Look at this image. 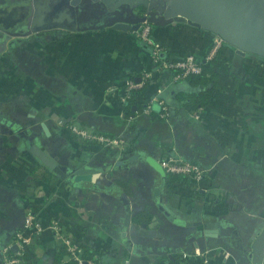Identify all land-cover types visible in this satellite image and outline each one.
Wrapping results in <instances>:
<instances>
[{"label": "crops", "instance_id": "crops-1", "mask_svg": "<svg viewBox=\"0 0 264 264\" xmlns=\"http://www.w3.org/2000/svg\"><path fill=\"white\" fill-rule=\"evenodd\" d=\"M2 4L0 35L10 37L0 53V111L23 124L26 136L37 128L36 144L57 164L93 172L68 183L1 127L0 264L28 210L43 224L59 221L99 264H243L241 249L264 218V57L216 44L217 35L188 22L151 24L162 56L193 55L210 68L212 96L203 106L186 104L202 86L174 80L133 31L63 29L56 37L43 30L10 45L28 26L26 11ZM145 73V84L125 98L126 82ZM161 104L167 119L158 117ZM189 109H199V118ZM61 123L119 136L124 144L87 143ZM172 150L209 170L207 190L206 183L193 190L188 177L168 174L162 186L145 157L160 163ZM60 248L44 230L20 264H51Z\"/></svg>", "mask_w": 264, "mask_h": 264}, {"label": "water", "instance_id": "water-1", "mask_svg": "<svg viewBox=\"0 0 264 264\" xmlns=\"http://www.w3.org/2000/svg\"><path fill=\"white\" fill-rule=\"evenodd\" d=\"M45 4L48 5V2ZM44 10L51 8L41 7L39 14L28 16L25 19L28 26L9 44L19 42L31 33L56 26L43 24L48 18H44ZM75 15L76 18L73 17ZM60 17V14L56 15L52 17V21L59 24L62 20ZM65 18L78 24L74 27L63 25V28L70 30L111 27L120 31H135L144 21L158 26L188 22L217 35L239 54L251 53L264 57V0H63V19ZM81 20L87 24L80 26ZM7 33L0 35V53L6 48L5 42L10 37ZM1 127H8L21 136L30 153L68 183H71V179L87 180L93 172L85 167L74 168L57 164L48 151L36 144L35 138L40 133L34 131L26 136L23 124L0 113ZM43 127L46 129L45 125ZM29 130L35 129L31 127ZM145 160L160 174L163 186L166 183V172L161 164L151 156L145 157ZM212 231L203 230L205 235H214L215 231ZM245 243L241 249L243 264H264V218L254 223L252 233ZM11 250L16 251L17 247L13 245Z\"/></svg>", "mask_w": 264, "mask_h": 264}, {"label": "built area", "instance_id": "built-area-1", "mask_svg": "<svg viewBox=\"0 0 264 264\" xmlns=\"http://www.w3.org/2000/svg\"><path fill=\"white\" fill-rule=\"evenodd\" d=\"M135 36L147 44L151 49V57L153 61L160 64L161 67L174 71L173 79L180 80L186 79L190 75H198L202 72V66L196 61L193 55H189L183 59L169 60L162 56V50L155 44L151 34V24L144 21L140 24L139 28L133 31ZM221 39L219 38L215 43L219 44ZM214 45V49L218 45ZM213 54V49L210 52ZM149 74H143L142 79L139 82L129 80L125 85V98H128L133 89L142 87L145 84V80ZM147 111L150 110V105L146 106ZM190 108V107H188ZM189 113L194 119L199 118V109H189ZM158 117L161 119H167L169 117V109L165 104L160 105ZM62 126L68 130L73 136L87 143L98 144L106 148H115L117 146H123L124 141L119 136H110L101 133L93 132L81 125L74 123H61ZM161 166L165 170L166 174L172 176L188 177L191 179V186L193 190H198L205 185L204 190L208 189L211 183V174L208 169L202 168L195 163H191L183 159L175 150H172L167 157L160 162ZM203 189V188H202ZM47 230L51 233L54 241L63 247L68 255V258L77 264H99L98 261L79 243L78 239L67 230L57 220H51L48 224L41 223L35 216V214L28 210L24 214L23 228L17 231L12 239V242L8 247L3 248L1 254L2 264H20L23 260L22 254L25 252L26 246L32 242V238L37 236L42 231ZM17 247L16 251L11 250V246ZM186 257V255H183Z\"/></svg>", "mask_w": 264, "mask_h": 264}, {"label": "flooded vegetation", "instance_id": "flooded-vegetation-1", "mask_svg": "<svg viewBox=\"0 0 264 264\" xmlns=\"http://www.w3.org/2000/svg\"><path fill=\"white\" fill-rule=\"evenodd\" d=\"M3 3V6H11L14 4H18V6H21L20 8L23 9V11H26V13L22 16L24 18V20L28 17V16H34L35 14H39V9L41 7H50L51 10H44V18H47V22L43 23L44 25H47V23L49 25H56L52 28L49 29H44V31L46 30L45 33H50V35L52 36H63V29L66 30V28H63V25H66L68 27H74L77 26L78 24L75 21L69 22L67 20V18L63 19V0H1ZM46 1L48 2V5L45 4ZM61 4V5H60ZM60 5V7L58 9H55L56 6ZM61 15L60 19V23L58 24L57 22H53L52 21V17H56V15ZM74 18H76V15L73 16ZM82 21V20H81ZM87 22L82 21L80 26H84L86 25ZM43 31V30H41ZM1 110V109H0ZM1 114L2 111H0ZM4 115V114H3ZM35 131L37 132V128ZM73 180V179H71Z\"/></svg>", "mask_w": 264, "mask_h": 264}, {"label": "trees", "instance_id": "trees-1", "mask_svg": "<svg viewBox=\"0 0 264 264\" xmlns=\"http://www.w3.org/2000/svg\"><path fill=\"white\" fill-rule=\"evenodd\" d=\"M163 57L166 58L167 57L166 54ZM200 64L202 66V72L198 75H190L185 80L188 81V83L193 87H195V86L201 87L202 86V88L199 89L195 93H190L189 95H187V101L185 102L186 104L189 102H195L197 105L203 106L206 104V102L209 100V98L213 94L214 81L212 80V77H206V75L208 73L210 74V68L204 63H200ZM172 72L174 74V71H172ZM124 109H126L127 115L129 113H132V111L130 110V108L127 105H125ZM196 194H198V193H196ZM65 255H66V253H65L64 248H60L54 254L51 264H77V262L72 261V260L64 261ZM22 257H23V260H25V261L30 260V258L27 256L26 252H23Z\"/></svg>", "mask_w": 264, "mask_h": 264}]
</instances>
